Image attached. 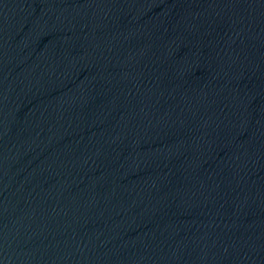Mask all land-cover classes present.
Segmentation results:
<instances>
[{
	"label": "water",
	"instance_id": "obj_1",
	"mask_svg": "<svg viewBox=\"0 0 264 264\" xmlns=\"http://www.w3.org/2000/svg\"><path fill=\"white\" fill-rule=\"evenodd\" d=\"M0 264H264V0H0Z\"/></svg>",
	"mask_w": 264,
	"mask_h": 264
}]
</instances>
